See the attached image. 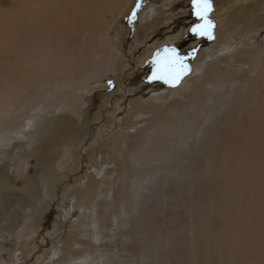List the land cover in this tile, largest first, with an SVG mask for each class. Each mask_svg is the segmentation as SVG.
<instances>
[{
  "label": "bare ground",
  "instance_id": "1",
  "mask_svg": "<svg viewBox=\"0 0 264 264\" xmlns=\"http://www.w3.org/2000/svg\"><path fill=\"white\" fill-rule=\"evenodd\" d=\"M224 1L219 35L227 33L221 41L228 42L261 9L258 0H243L238 9ZM133 2L0 0V218L18 201L29 206L15 248L27 250L34 214L49 209L48 198L78 162L86 125L110 99L100 81L122 65L125 30L118 22ZM166 4L150 6L161 12ZM263 23L254 24L263 27L256 49H236L244 65L230 67L233 56H216L203 76L178 89L160 85L129 100L130 121L110 148L121 192L112 221L139 248L132 264H264ZM187 86L192 94H184ZM91 179L78 207L89 209L99 230L88 196L98 180Z\"/></svg>",
  "mask_w": 264,
  "mask_h": 264
},
{
  "label": "rangeland",
  "instance_id": "2",
  "mask_svg": "<svg viewBox=\"0 0 264 264\" xmlns=\"http://www.w3.org/2000/svg\"><path fill=\"white\" fill-rule=\"evenodd\" d=\"M161 1L168 4L163 11L158 12L155 6ZM221 2L222 0H210L211 7L207 11L206 20L212 26L208 29L209 34H200L192 29L206 21L196 15L193 0H134L129 12L118 22L125 30L122 40V65L118 74L100 81L108 88L110 99L104 103L101 101L98 118L86 125L88 135L78 149V162L57 191L48 198L52 201L49 209L41 215L34 214L37 229L30 237L26 251L15 248L14 244L29 206L18 201L20 203L7 209L0 218V264H132L133 254L139 248L134 249L135 245L131 240L119 236V232L124 229L117 227L112 221V212H117L120 207L121 192H116L118 188L114 186L119 170L117 158L110 148L111 139L119 133L121 125L126 127L130 121L126 118V113L133 98L160 85L166 91L178 89L190 78L203 76L206 66L216 56H233L230 67L245 64L243 60L239 61L244 56L239 55L237 50L244 45L257 48L254 36L263 27L254 24L256 20L264 21V0L257 2L261 9L259 14L250 13L249 21L237 28L235 37L228 42H222L223 36L219 35L223 13L228 11ZM227 3L228 0H225L224 5ZM231 3L238 4L234 5L238 9L243 0H234ZM150 5L155 6L152 8ZM228 27L229 25H224V32ZM226 35L223 39H227ZM154 46V54L142 61L140 55ZM238 56L240 58L236 61ZM228 61H220L219 65L226 68L230 64ZM168 62H173L176 71L182 72L179 81L174 85L166 82V79L153 78L154 72ZM233 73L235 76L234 69L230 75ZM162 88L158 89L162 91ZM186 88L184 94H192L191 86ZM174 101L171 100L170 104L179 102ZM128 131L133 132L134 129H127ZM123 133H120L122 137ZM128 139L135 141V137ZM122 153L120 148L119 154ZM92 175L98 181L96 185L89 187L88 196L89 203L96 201L99 230H93L94 218L89 209L78 207V194L93 181ZM98 192L103 194L101 198H97ZM128 224L129 226L125 224L122 228H129L131 222Z\"/></svg>",
  "mask_w": 264,
  "mask_h": 264
},
{
  "label": "snow or ice",
  "instance_id": "3",
  "mask_svg": "<svg viewBox=\"0 0 264 264\" xmlns=\"http://www.w3.org/2000/svg\"><path fill=\"white\" fill-rule=\"evenodd\" d=\"M193 6L196 10V15L201 19H205V24L196 25L192 30L200 34H209L208 29L211 28V22L206 20L207 11L210 9V0H193ZM183 67V66H182ZM182 72H177L173 62L163 64L153 74L154 79H166V82L177 83L180 79Z\"/></svg>",
  "mask_w": 264,
  "mask_h": 264
}]
</instances>
